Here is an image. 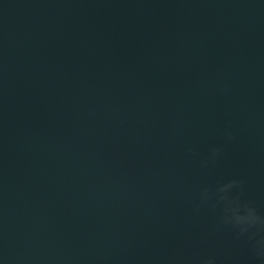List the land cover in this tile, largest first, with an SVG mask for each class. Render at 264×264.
Here are the masks:
<instances>
[{
	"label": "water",
	"instance_id": "1",
	"mask_svg": "<svg viewBox=\"0 0 264 264\" xmlns=\"http://www.w3.org/2000/svg\"><path fill=\"white\" fill-rule=\"evenodd\" d=\"M229 201L264 217V0H0V264H258Z\"/></svg>",
	"mask_w": 264,
	"mask_h": 264
},
{
	"label": "clouds",
	"instance_id": "2",
	"mask_svg": "<svg viewBox=\"0 0 264 264\" xmlns=\"http://www.w3.org/2000/svg\"><path fill=\"white\" fill-rule=\"evenodd\" d=\"M213 154L218 155L219 150H214ZM239 184H242V182L232 181L221 187L219 191L226 192L234 186H239ZM221 199L225 200L227 197L221 196ZM243 208L242 213L240 205L236 204L235 201H229L228 207L225 208L223 223L236 229L238 236L249 234V239L254 241L252 244L254 259L258 264H264V236L257 239L260 233H264V217L260 216L252 207L245 205ZM201 264H215V260L214 258H208L203 260Z\"/></svg>",
	"mask_w": 264,
	"mask_h": 264
}]
</instances>
